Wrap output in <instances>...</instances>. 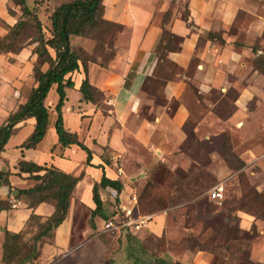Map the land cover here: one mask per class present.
I'll list each match as a JSON object with an SVG mask.
<instances>
[{"label": "rangeland", "instance_id": "obj_1", "mask_svg": "<svg viewBox=\"0 0 264 264\" xmlns=\"http://www.w3.org/2000/svg\"><path fill=\"white\" fill-rule=\"evenodd\" d=\"M56 1L60 0L43 1L39 18L45 32L49 27L47 11H52ZM177 1L169 2L168 11L160 15L161 21L168 20L173 11L182 12L183 15L188 10V0ZM230 1L238 4L241 0ZM258 1L263 3L259 5L262 14H258ZM9 2L11 6H18L15 0ZM26 2L28 7H33L34 0ZM250 2L251 12L244 11L240 5L231 25L218 23L224 30L226 40H234L237 44L228 45L230 48L242 46L245 49L244 57L240 56L233 66L226 64V68L234 70L225 74V80L217 82L209 92L203 94L198 84L205 69L199 64L197 55L191 57L185 68L171 60L158 61L141 86L143 98H138L136 119L125 124L127 131L121 140L125 145L124 150L117 151L108 144L102 148V157L107 165L116 172L117 166L123 169L121 179L129 188L126 193L135 190L139 195L140 211L164 213L165 224L163 233L159 235H138L140 232L117 235L102 229V234L96 235L103 243L102 254L93 252L90 264H151L155 257H171L182 264H194L193 253L198 249L208 254V264H264L261 259L264 256V218L254 216L258 214L262 217L264 212V156H258V161L251 163L243 158V154L247 157V153L252 156L250 151L264 153V139L260 137L262 132L258 128V113H253L255 116L249 118L239 116L233 105L239 89L247 84L248 78H252L249 74L253 72V67L261 70L256 60L264 51V23L261 21L262 17L264 19V0ZM26 28L22 37L13 43L17 51L28 41L25 35L32 34L31 29ZM4 30L6 27L0 21V34ZM223 30L221 34H224ZM100 34V31H93L99 43L102 42ZM124 35L127 36V33ZM203 41L204 35L197 51H200ZM109 53L107 48L105 53H98L101 55L99 60L102 61V55L108 56ZM170 79H181L185 82V89L179 98L166 100L163 89ZM254 88H258V83ZM98 99L95 103L102 117L111 114V97L98 96ZM257 103L258 97H254L249 101L248 109L257 111ZM179 104H184L189 113L182 126L174 128L167 126L169 122H156L154 127L144 128L160 112L164 119L172 117ZM246 118L249 126L243 130L244 125L239 127L236 124L242 119L246 121ZM112 127H116V124ZM128 128L140 131L141 135L135 137L129 134ZM259 139L261 146L258 145ZM174 140L177 142L173 143ZM220 167L225 170L224 175H217ZM221 182L224 199L217 203L210 198L209 190ZM178 187L200 193L193 200L174 204L173 190H178ZM104 189V206L106 214L110 215L115 209L114 189L111 186ZM110 196L112 202L109 201ZM242 212L249 215L246 217L249 219L246 228L240 222L239 214ZM29 231L31 234L33 229ZM92 233H95L93 229ZM48 243H51L50 238H44L41 246ZM91 249L96 247L91 245ZM56 258L62 262L59 256Z\"/></svg>", "mask_w": 264, "mask_h": 264}, {"label": "crops", "instance_id": "obj_2", "mask_svg": "<svg viewBox=\"0 0 264 264\" xmlns=\"http://www.w3.org/2000/svg\"><path fill=\"white\" fill-rule=\"evenodd\" d=\"M250 1L241 0L235 4L230 0H188L190 13L188 19L195 24L194 28H189L182 18V12L179 11H173L168 20L161 21L160 15L168 11L171 0H144V2L141 0H103V17L122 25L123 29L118 33V39L115 42L116 53L114 58L106 67L89 62L88 79L93 86L103 93L105 98L108 95L113 100L111 114L108 113L102 117V112L98 109L97 104L81 99L79 86L84 77V72L80 66L78 71L71 74V79L74 82L73 87L65 88L66 99L62 105V114L65 128L76 132L78 138L92 150L93 155L90 164L86 163V153L78 146L62 147L58 144V137L54 129L56 117L54 105L58 100L55 84L50 88L45 100V105L50 113L48 130L34 148L24 149L20 147L32 132L34 119L27 118L15 125L12 135L0 153V170L10 172L8 179L12 188L10 192L9 188L0 181V199H5L9 195L10 203L15 202L16 204L14 207L11 204L7 210H0V264H3L1 255L4 231L18 232L24 230L31 213L25 202L15 197V189L29 188L35 184L34 180L28 178V173L17 174L15 166L19 159L31 160L38 164H51L65 173L80 177L71 194L68 215L54 230L53 236L50 238L51 243L41 246L43 240L39 241L37 255L24 264H90V258L94 256L93 252L98 251L99 254H102L103 243L96 235L102 234L100 231L103 229V219L95 217L94 228L90 223L91 210L95 206L92 200V187L101 180L103 175L110 179L123 181L122 175L118 176L117 172L111 168L112 166H108L103 160L102 148L108 144L117 151L124 150L125 145L121 140L127 131L125 124L127 122L132 123L136 119L135 113L138 98L140 99L141 96V86L158 63L155 49L160 42L163 30H168L182 38L178 48L166 54L167 60L185 68L192 56L197 55L199 58V64L204 66L205 72L201 74V81L198 80L200 81L198 89L205 94L217 82L225 80L226 73L233 72L234 69L226 68V64H232L229 66L231 67L234 61L239 60L240 56L243 58L245 55L244 47L240 46L234 49L228 46H237V44L234 43V40L230 42L226 40L224 30L218 23L231 25L235 19V12L240 5L244 11L251 12ZM261 4L263 5L262 2L258 1V14H262L261 6H259ZM9 8L14 13H10ZM20 14L19 6H11L9 0H0V19L7 25L12 26ZM261 21L264 23L263 17ZM222 30L224 34L221 36L225 40L224 43L206 40L203 41L204 43L202 42L200 51L196 50L199 35L203 31L220 33ZM5 33L4 30L0 37ZM126 33L127 36L124 35ZM122 37L124 40H121ZM82 43L86 45L88 42ZM33 48L34 44H29L25 45L18 53L0 54V124L10 113L15 112L19 105L27 101L35 80L33 65L37 56L32 53ZM253 68V72L249 74L252 78H248L247 84L239 89L233 105L239 116L249 118L258 113V128L262 132L260 137L264 139V73L255 67ZM41 69L46 70L47 64H43ZM170 80L163 89L166 100L179 98L185 89V82L181 79ZM255 83H258L257 89L254 88ZM254 97H258V110L252 112L248 109V103ZM141 98L143 97L141 96ZM162 115V112L155 115L152 123L148 122L146 126L143 125L144 128L154 127L156 122L157 124L169 122L167 126L177 128L186 122L189 113L184 104H179L172 117L164 119ZM248 123L246 118V121L242 119L236 125L239 127L244 125V130L248 128ZM113 124H116V127L113 128ZM138 130L140 129L138 128ZM128 132L135 137L141 135L140 131H132L129 128ZM176 142L173 141V143ZM258 145H262L260 139ZM260 152L261 154H258ZM250 153L252 156L247 153V157H245L246 154H243L247 163L258 161V156H264L262 151H258V153L250 151ZM224 174L225 170L220 167L217 175ZM128 189L125 187L122 194H126ZM103 191L105 189L101 188L100 194L106 213ZM109 201H113L111 196ZM53 211L52 203L43 202L35 208L34 213L45 218L51 215ZM248 216L243 212L239 214L240 222L245 228L248 227L249 219L246 218ZM164 224V213H156L148 228L139 231L138 235L146 233L159 235L164 231ZM91 245H94L96 249L92 250ZM58 256L62 262L56 258ZM261 259L264 260V256ZM192 260L194 264H208L209 256L204 250L198 249L193 253Z\"/></svg>", "mask_w": 264, "mask_h": 264}, {"label": "trees", "instance_id": "obj_3", "mask_svg": "<svg viewBox=\"0 0 264 264\" xmlns=\"http://www.w3.org/2000/svg\"><path fill=\"white\" fill-rule=\"evenodd\" d=\"M43 1L34 0L33 7L30 8L26 0H15L21 11L16 22L10 26L0 19L6 27V33L0 37V54L10 52L15 54L25 45L34 44L32 53L37 56L33 65L35 80L27 101L19 105L18 109L10 113L0 124V153L12 135L15 125L27 118L34 119L33 130L20 147L24 149L34 148L43 139L48 130L50 115L49 109L45 105V100L50 88L55 84L58 100L54 105L56 113L54 129L58 137V144L62 147L78 146L86 153V163L90 164L93 155L92 150L87 147L84 141L78 138L76 132L70 131L64 126L62 105L66 99L65 88L73 87L74 82L71 79V74L78 71L81 66L84 72V77L79 86L81 99L96 104L95 102L99 100L98 96H104L88 79V63L93 62L101 67L108 65L116 53L114 43L116 33L122 31L123 26L103 17V0H60L55 2L52 11H47L49 14V27L46 29L47 32H45L39 18ZM9 12L14 13L10 8ZM189 15V10H187L182 15V18L189 28H194L195 24L188 19ZM26 27L31 29L32 34L25 35L28 41L18 48L17 51L13 48V43L22 37V32L27 30ZM93 31L101 32L102 42L99 43L97 38L93 36ZM203 35L204 41L225 42L221 33L203 31L199 35L198 46ZM105 36L107 38L103 39ZM181 40L180 36L168 30H163L160 42L155 49L157 60H166V54L170 51H175ZM82 42L88 43L84 45ZM106 48L110 53L108 56L106 54L102 55L101 61L99 60L101 55L98 53H105ZM256 63L264 73V51L258 55ZM43 64H47L46 70L41 69ZM15 168L18 175L28 173V178L34 180L35 184L29 188H17L14 190L15 197L23 200L27 208L31 210V213L26 221L24 230L18 232L4 231L1 255L3 264H24L37 255L38 242L44 238H52L54 230L67 217L72 191L80 179L79 176L65 173L51 164H38L31 160L19 159ZM9 174V171L0 170V181L11 192ZM106 186L113 187L116 192V200L117 196L123 192L125 183L103 175L101 180L92 187V200L95 206L91 210L90 223L94 228V218L103 219V230L104 223L116 214L115 210H112L110 215L106 214L103 209L100 189ZM177 189L173 190L172 203L174 204L178 203V201H184L185 203L193 200L200 193L198 190L194 191L190 188L178 187ZM175 196L176 199H174ZM43 202L52 203L54 207L52 214L45 218L34 213L35 208ZM10 207L9 195L5 199H0V210H7ZM254 216L256 218H264V212L262 217L261 215L258 216V214H254ZM31 228L33 232L30 234L29 229ZM111 232L117 235H120V233L135 235L128 230ZM151 264L182 263L174 259L155 257Z\"/></svg>", "mask_w": 264, "mask_h": 264}, {"label": "built area", "instance_id": "obj_4", "mask_svg": "<svg viewBox=\"0 0 264 264\" xmlns=\"http://www.w3.org/2000/svg\"><path fill=\"white\" fill-rule=\"evenodd\" d=\"M123 172V169L117 166V174L122 175ZM114 195L116 197L115 191ZM209 195L212 200L221 203L224 199L223 183L221 182L212 186L209 190ZM116 200V209H114L116 214L104 223V230H128L132 234H137L142 229L148 228L150 222L153 220L154 214L142 213L140 211L138 194L135 190H131L124 195L121 193V195L117 196ZM11 204L12 207L16 206L15 202Z\"/></svg>", "mask_w": 264, "mask_h": 264}]
</instances>
